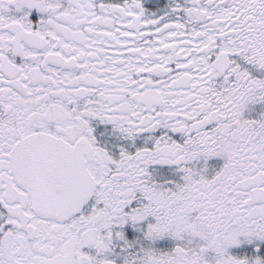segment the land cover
<instances>
[{
    "label": "snow or ice",
    "instance_id": "1",
    "mask_svg": "<svg viewBox=\"0 0 264 264\" xmlns=\"http://www.w3.org/2000/svg\"><path fill=\"white\" fill-rule=\"evenodd\" d=\"M0 264H264V0H0Z\"/></svg>",
    "mask_w": 264,
    "mask_h": 264
}]
</instances>
